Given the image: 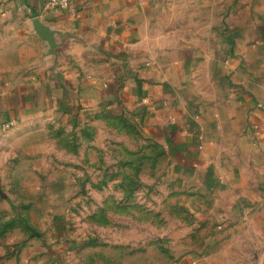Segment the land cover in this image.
Segmentation results:
<instances>
[{"label":"crops","instance_id":"1","mask_svg":"<svg viewBox=\"0 0 264 264\" xmlns=\"http://www.w3.org/2000/svg\"><path fill=\"white\" fill-rule=\"evenodd\" d=\"M34 18L57 32L55 54ZM93 113L161 145L179 213L192 212L171 236L175 264H264V0H0V135ZM206 210L245 228L187 234Z\"/></svg>","mask_w":264,"mask_h":264},{"label":"rangeland","instance_id":"2","mask_svg":"<svg viewBox=\"0 0 264 264\" xmlns=\"http://www.w3.org/2000/svg\"><path fill=\"white\" fill-rule=\"evenodd\" d=\"M142 133L127 117L98 113L75 124L41 115L5 127L0 264H175L179 245L171 236H179V215L192 212L179 213L161 145ZM209 214L183 221L187 234L245 228ZM32 241L39 251L27 246Z\"/></svg>","mask_w":264,"mask_h":264},{"label":"water","instance_id":"3","mask_svg":"<svg viewBox=\"0 0 264 264\" xmlns=\"http://www.w3.org/2000/svg\"><path fill=\"white\" fill-rule=\"evenodd\" d=\"M33 30L35 33L44 40L48 45V54H55V49L57 47V43L55 41L56 31L51 29L49 26L43 24L38 18L33 19Z\"/></svg>","mask_w":264,"mask_h":264},{"label":"built area","instance_id":"4","mask_svg":"<svg viewBox=\"0 0 264 264\" xmlns=\"http://www.w3.org/2000/svg\"><path fill=\"white\" fill-rule=\"evenodd\" d=\"M11 124H12V122H11V121H8V122L4 123L3 127H4V128H5V127H8V126L11 125Z\"/></svg>","mask_w":264,"mask_h":264},{"label":"trees","instance_id":"5","mask_svg":"<svg viewBox=\"0 0 264 264\" xmlns=\"http://www.w3.org/2000/svg\"><path fill=\"white\" fill-rule=\"evenodd\" d=\"M35 234H37V233L35 232Z\"/></svg>","mask_w":264,"mask_h":264}]
</instances>
